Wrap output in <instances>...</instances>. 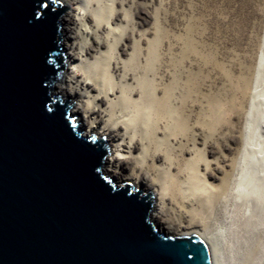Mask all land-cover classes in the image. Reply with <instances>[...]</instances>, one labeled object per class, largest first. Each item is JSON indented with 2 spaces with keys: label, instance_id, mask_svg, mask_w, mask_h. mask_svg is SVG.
<instances>
[{
  "label": "water",
  "instance_id": "1",
  "mask_svg": "<svg viewBox=\"0 0 264 264\" xmlns=\"http://www.w3.org/2000/svg\"><path fill=\"white\" fill-rule=\"evenodd\" d=\"M56 0H0V264H211L196 236L166 237L153 199L101 173L103 137H80L63 69Z\"/></svg>",
  "mask_w": 264,
  "mask_h": 264
},
{
  "label": "rangeland",
  "instance_id": "2",
  "mask_svg": "<svg viewBox=\"0 0 264 264\" xmlns=\"http://www.w3.org/2000/svg\"><path fill=\"white\" fill-rule=\"evenodd\" d=\"M58 2L66 5L64 0ZM121 5L129 22L127 39L120 40L124 61L139 47L136 55L143 69L145 42L150 37L153 40L157 104L151 114V125L157 147L152 152L157 156L147 158L139 170L134 157L139 155L141 145L136 140L146 144L138 135L132 158L121 162L119 175L106 179L117 185L119 179L135 172L139 177L137 189L156 193L161 188L156 181L163 183L168 187L164 199L166 213L155 221L158 225L153 224L155 229L160 227L159 231L171 238L184 237L189 232L190 220L203 216L217 219L228 228L227 232L226 228L222 230L223 243H228L226 233L232 239L230 244L235 243L232 248L235 264H264V195L261 202H253L248 218L242 219L240 212L227 211L228 208L221 213L223 194L211 201L208 189L194 195L187 188L195 175L215 189L223 187L230 177L226 194L232 190L234 198L240 167L246 162L241 149L247 139L252 143L264 139L263 134L256 135L252 102L254 88L263 76L260 73L259 78L255 77L261 58L264 59V0H115L116 15H121ZM64 63L61 73L66 75ZM129 84L138 89L131 81ZM133 98L138 99L136 91ZM74 124L79 129V123ZM88 125L89 121L80 122L81 134ZM261 143L263 151L264 142ZM168 150L170 158L163 154ZM110 154L107 149L105 158ZM152 162L155 168L165 171L168 168V172L159 174ZM123 183L133 186L130 182ZM180 183H186L184 194L179 193Z\"/></svg>",
  "mask_w": 264,
  "mask_h": 264
},
{
  "label": "bare ground",
  "instance_id": "3",
  "mask_svg": "<svg viewBox=\"0 0 264 264\" xmlns=\"http://www.w3.org/2000/svg\"><path fill=\"white\" fill-rule=\"evenodd\" d=\"M64 1L67 8L72 6L71 9L68 8L65 13L63 12L64 15L59 20V37L63 38V41L59 38L60 48L65 62L64 70L67 74L60 73L59 79L53 86L54 90H52L53 92L50 91V94H56V96L71 101L69 114L73 122L79 123V129L77 128L78 124L75 126L80 137L92 135L96 138H104L107 149L111 153L105 158L102 165L105 172H102L101 168V173L106 176L105 178L110 179L119 175L118 167L124 159L132 158L138 141L141 149L139 155L134 159L138 162L137 167L140 170V166L145 165L144 162L147 158L154 159L157 156L156 153L152 152L157 147L154 146L155 135L151 125V114L157 104L154 93L153 62L156 57L153 50V40L150 37L145 42L146 60L142 69L136 55L139 53V47L128 54L129 58L124 61L125 54L121 49L120 40L127 39V24L129 22L122 5L121 15L120 13L116 15L115 0ZM71 12L72 15L70 16ZM67 16L70 17L67 18ZM117 23H121L122 26L117 25ZM257 68L255 77L259 78L260 73L263 76L259 81V87L254 88L252 102L255 106V113H253L255 114V121H257L255 128L258 132L256 135H264V131H260V129L264 130L263 58H261ZM129 81L134 83L138 89L135 90V86L129 84ZM162 89L164 92L165 89ZM134 91L138 93L137 100L133 98ZM80 107L82 111H80ZM156 114L160 115V113ZM164 115L170 116L171 114ZM138 117L139 120L137 121ZM86 121H89V125L81 134L80 122L82 124ZM138 135L142 136L146 146L139 139L136 140V144L134 143L135 137ZM246 141L245 146L241 149L246 162L243 161L244 163L240 167L241 171L237 179L238 184L235 187L234 198L231 197L232 190L229 191L228 196L226 194L230 177L227 183L223 182V187L220 189L205 184L196 175L192 176L191 182L187 183L188 190H192L194 195L200 192L204 193L208 189L211 193V201L223 194L221 213L224 214L228 208L227 211L240 212L242 219L248 218L247 214L253 207V202H261L264 195V150L262 151L260 148V143L264 142V139L255 143L249 139ZM161 142L159 145L162 144ZM132 149H134L133 152ZM170 152L168 150L163 154L170 158L168 155ZM249 157L250 159H248ZM153 165L159 174L168 172V168L165 171V168H155L154 163ZM138 180L139 177L135 175V172H132L126 179H119L117 185L114 186L119 187L118 183L130 182L133 187L140 188L138 187ZM165 180L168 181L167 178ZM156 183L161 187L156 190L157 193L145 190L154 201L152 203L153 210L148 216L152 226L162 214L165 215L166 213L164 199L167 196L168 187L158 181ZM177 186L179 193L184 194L182 190H184L186 183H180ZM199 200L197 198V203ZM207 206L210 207L209 204ZM156 226L158 227V225ZM159 228L154 229L169 237L164 231H159ZM225 228L227 232L228 228L224 222L203 216L202 218L198 217L196 221L190 220L187 229L189 232L185 233L187 234L185 236H196L205 243L211 264H235L233 261L235 255L232 249L235 243L230 244L232 239L227 233L225 237L228 243L222 241L224 233L222 230Z\"/></svg>",
  "mask_w": 264,
  "mask_h": 264
}]
</instances>
